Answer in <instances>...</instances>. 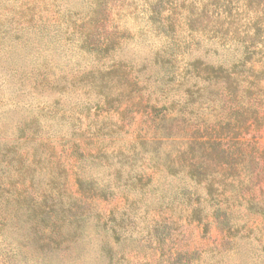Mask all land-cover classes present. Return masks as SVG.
Wrapping results in <instances>:
<instances>
[{"label": "rangeland", "instance_id": "1", "mask_svg": "<svg viewBox=\"0 0 264 264\" xmlns=\"http://www.w3.org/2000/svg\"><path fill=\"white\" fill-rule=\"evenodd\" d=\"M258 92L264 0H0V264H264Z\"/></svg>", "mask_w": 264, "mask_h": 264}, {"label": "trees", "instance_id": "2", "mask_svg": "<svg viewBox=\"0 0 264 264\" xmlns=\"http://www.w3.org/2000/svg\"><path fill=\"white\" fill-rule=\"evenodd\" d=\"M258 93L259 95H257V98H255L253 102H243L242 107H251L257 118L264 119V93ZM258 99L260 100L256 101ZM262 113L263 115L261 116L260 114ZM214 145L216 144L212 143L209 149H214ZM222 157L224 159L220 164H210L213 165L214 168L207 175L211 176V179L213 181H216L218 179V176H220L221 174L225 176L229 173L236 179H238L241 183H249L252 189L249 190L248 194H244L243 197L249 199L252 205V209H255V211H257L262 217H264V164L263 162H261V159L256 158V160L253 161H256L257 164H239L240 162L227 151H223ZM209 158L212 159L211 154H208V160ZM201 165L202 164H192L189 170L190 174L192 176H194L195 174L200 175V172L198 171ZM236 179L234 181H237ZM1 221L3 220H0V222ZM4 239L10 243H13V240L11 238L9 239L7 235L4 236ZM32 260L35 261L36 259Z\"/></svg>", "mask_w": 264, "mask_h": 264}]
</instances>
